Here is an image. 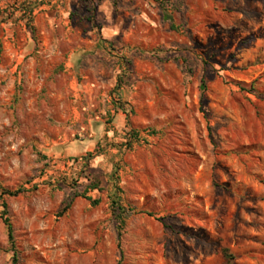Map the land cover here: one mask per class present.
<instances>
[{
	"label": "rangeland",
	"instance_id": "rangeland-1",
	"mask_svg": "<svg viewBox=\"0 0 264 264\" xmlns=\"http://www.w3.org/2000/svg\"><path fill=\"white\" fill-rule=\"evenodd\" d=\"M0 41V264H264V0H0Z\"/></svg>",
	"mask_w": 264,
	"mask_h": 264
},
{
	"label": "trees",
	"instance_id": "trees-1",
	"mask_svg": "<svg viewBox=\"0 0 264 264\" xmlns=\"http://www.w3.org/2000/svg\"><path fill=\"white\" fill-rule=\"evenodd\" d=\"M1 54H2V44L0 41V62H1ZM150 133L155 134L154 131H150ZM128 136H129V141H128V143H126V146H129V147L131 146V142H132L130 140H134L137 142L140 138L139 132L136 130H130L128 133ZM94 188H96V187H94ZM0 191H1L0 192V198H3L4 196H14L15 197V196L25 192V189L23 187H19V188L15 189L14 191H9V190L3 188V189H0ZM120 192L121 191H120L119 187L115 186V189H114L112 195L110 196V201H111V207H112L113 211L118 212L117 220L120 223H123L122 215L125 213L126 208L123 207L120 203L121 202V196L119 195ZM81 197L90 201V203L94 206L99 204V200H92L89 196L81 195ZM72 203H73L72 199L65 201L62 209L58 213V217L64 216L71 209ZM1 206H2L3 224L5 225L6 230H7L8 243L10 244V247L12 248V250H15L14 230H13L12 224L10 223L9 218L7 217V205L3 201ZM149 215H151V214L149 213ZM223 252H224L225 257H227L228 259H232V256L228 254V251L226 249H224ZM12 261H13V264H15L17 262V253L13 254Z\"/></svg>",
	"mask_w": 264,
	"mask_h": 264
},
{
	"label": "crops",
	"instance_id": "crops-1",
	"mask_svg": "<svg viewBox=\"0 0 264 264\" xmlns=\"http://www.w3.org/2000/svg\"><path fill=\"white\" fill-rule=\"evenodd\" d=\"M48 23H50L49 20H48ZM114 28H117V26H114ZM107 31L108 30H105V29L103 30L102 35L99 37V40L95 44L94 50L96 49V51L98 53H105L107 46H111L110 38L113 35H110L109 33H107ZM49 34H50V38H51V36L54 35L51 32ZM87 57H89V54L87 53V51H85L83 48H75L71 51L68 60H69V62H72L74 64H78V63H82L83 60Z\"/></svg>",
	"mask_w": 264,
	"mask_h": 264
}]
</instances>
